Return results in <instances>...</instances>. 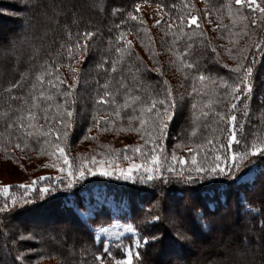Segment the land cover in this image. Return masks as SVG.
I'll return each mask as SVG.
<instances>
[{"label":"trees","instance_id":"obj_1","mask_svg":"<svg viewBox=\"0 0 264 264\" xmlns=\"http://www.w3.org/2000/svg\"><path fill=\"white\" fill-rule=\"evenodd\" d=\"M256 2L264 7V0ZM193 15L198 18L197 23L189 25ZM3 26H6L3 32L6 35L0 38V158L23 165L31 173L20 181L5 182L0 178V186H11L7 196L0 192V208L8 206L0 211V264H42L51 260L54 264H100L95 259L97 255H102L108 264L103 244L96 242L92 228L111 224L114 214L108 206H102L87 219L79 214L85 208L83 192L91 191L94 186L113 191L112 194L127 202L129 211L124 212L122 219L132 224L141 238L137 249L140 255L134 257L135 264H264V243L259 245L252 240L255 234L264 242V156H249L239 162L237 177L257 168L251 181L218 176L186 184L175 173L167 171L173 164V153L177 160L184 158L187 174L191 167L189 148L199 153L198 162L207 167L214 164L216 155L221 156L223 164L226 154L250 150L254 142L264 140V15L256 6L237 5L235 0H24L23 3L0 0V33ZM85 32H92L93 36L87 38L86 50L76 51L77 39L81 44L85 39L78 34ZM121 33L123 41L119 38ZM69 44L73 45L71 58ZM257 44L261 47L257 48ZM118 47L123 51L118 53ZM250 62L252 91L247 99L242 96L240 101H233L228 94L230 89L222 82H236L238 74L231 69L238 63L247 67ZM101 64L103 67H98ZM187 64L193 67L187 68ZM40 73L45 74L42 85L36 80ZM201 73L205 76L203 82L199 79ZM57 76L66 83L60 84L55 79ZM49 80L65 91L68 85H75V111L79 118L68 137L61 136L59 140L56 131L63 129L55 123L59 119L56 105L64 97L48 85ZM17 81H21L22 88L13 87ZM106 81L107 89L103 87ZM164 81L177 105L167 136L160 140L163 151L158 152L168 183L162 180L140 183V173L134 174L136 182L115 176H87L72 189H65L55 180L64 174L59 167L50 165L57 163L66 167L62 159H57L58 154H50L54 151L50 145L56 143L65 149L74 166L82 159L91 161L95 157L97 161L105 158L126 167L125 154L141 162L145 157L134 154L132 148L140 145L147 156L152 147L148 143L152 129L149 125L140 127L139 119L130 122L127 117L139 116L140 107L150 105L152 99H164ZM34 82L37 95L42 88L53 99L50 102L41 99L37 109L41 118L35 121L39 127L32 129L34 134L28 137L15 120L20 101L14 98L25 96ZM105 91L114 95L117 104H123L128 96L141 99L127 109L121 108V115L117 117L115 104L99 102ZM232 102L237 104L235 132L239 143L228 149L221 145H227L231 129L216 113L230 115ZM44 108H48L51 124L43 119ZM245 110L247 116H244ZM202 112L208 115L202 116ZM93 116L100 119L99 126L93 123ZM103 118L110 123H104ZM9 123L13 124L12 128L8 127ZM209 140L213 143L208 144ZM16 143L21 147L16 148ZM126 146L129 147L126 149ZM174 166L177 171L182 167L178 162ZM42 176L46 179L27 195L25 189L18 187ZM49 184H55L57 190L39 191ZM239 191L244 197L239 196ZM210 192H214L213 196ZM189 194L190 199L182 203ZM24 200L30 202L24 203ZM172 201L177 205L173 207L175 213L180 214H176L179 222L175 225L168 224L165 214ZM198 208L203 210L206 229L197 217ZM221 219H225L232 231H216ZM46 220L53 224L49 225ZM12 222L21 228L9 229L7 226ZM41 222L45 223L40 226ZM69 228L72 233L63 239ZM212 233L214 236L208 239ZM154 236L160 239L154 242ZM144 237L148 238L147 244ZM169 244L181 255L191 256L163 263L161 259L171 253ZM193 246L196 251L192 250ZM109 250L115 257L124 254L115 246Z\"/></svg>","mask_w":264,"mask_h":264},{"label":"snow or ice","instance_id":"obj_2","mask_svg":"<svg viewBox=\"0 0 264 264\" xmlns=\"http://www.w3.org/2000/svg\"><path fill=\"white\" fill-rule=\"evenodd\" d=\"M23 3L24 0H21ZM235 3L237 5H242L244 3H247L249 7L256 4V0H235ZM256 7L259 9L260 13L264 15V7H260L259 5H256ZM136 9L139 10V5H136ZM229 15H231V11H229ZM129 16L132 19H136L132 13H129ZM197 17L195 15L191 16L188 20V24H196L197 23ZM241 19H244L241 17ZM123 23V21H122ZM159 23V21H157ZM253 24L256 23V20L252 21ZM82 35L85 39L83 44H81V41L77 39L75 43V50L81 51L86 50L87 48V38H90L93 36L92 32H85ZM71 39V36H69ZM120 40H124V34L121 33ZM127 44L130 45L131 41H127ZM190 48L191 45H188ZM257 48L261 47L259 44L256 45ZM116 51L118 53L122 52L123 49L121 47L116 48ZM187 51V49H186ZM73 45H68V56L71 58L73 56ZM243 59V58H241ZM251 63H249V66L245 67L243 63H238L234 69H231V71H234L237 73V80L233 84H228L226 81H223V86L226 89H230V92L228 93L233 101H240L241 97L244 96L245 99H247L248 95H250L252 91V82H251V76L253 74V67L251 66ZM98 67H103V65H98ZM187 68H192V64H187ZM71 71L76 72V69H71ZM107 71V70H106ZM112 71H116L115 67V61L112 62ZM48 75H51V73H48ZM23 76L21 77V81H23ZM45 79V74L40 73L37 75V82H39L41 85L43 84ZM60 84H65L66 81L57 76L55 78ZM75 80V76L73 77ZM200 81L205 80V76L201 73L199 76ZM21 81H17L13 87H23V84ZM165 85L164 88V99H152L151 104L147 106H141L139 109L140 115L134 116L130 115L128 116V120L131 122L134 119H139V125L140 127H143L145 125H149L152 129L151 132L148 133V143L152 145L149 153L147 156H145L144 152L142 151V147L140 145L135 146L132 148V152L134 154H139L141 156H144L145 158L137 163L132 156H129L127 154L124 155V160L128 161L127 166H121L118 163H114L113 161H108L107 164L104 160H101L97 162L96 158L93 157L91 161L87 159H82L79 164L73 165L69 162V159L67 155L65 154V149L60 146L59 143L52 144L50 147L54 149L50 154L53 156H57V159L63 160V164L66 167L59 166L57 163H54L50 165L51 167H59V171L61 174H64L63 176L58 175L56 176L55 180L60 182L65 189H72L76 184L79 182H82L85 180L87 176H97L105 177V178H112L116 177V179H122L124 181L133 180L134 182L137 181V177L134 175L135 173H140L138 180L140 183L147 184L154 180H162L165 183L169 182V179L167 176L164 175L163 171L161 170V159L158 152H162L163 148L160 147V140L164 139L167 136V132L169 129V124L173 121L175 115H176V101L172 98V91L170 87H167V81L163 82ZM48 85L52 88H56V91L60 93L64 99L62 103H58L56 105V116L59 117V119L55 120L56 124H59L62 126V132L56 131V139L59 140L61 136L64 138H67L69 135L70 130L72 129L73 125L76 123V121L79 118V114L75 111V104L76 99L74 98L73 88L75 85H68V89L61 90L57 85L53 84L52 80L48 81ZM36 82H34L29 89V92L25 96H18L14 99H17L20 101V106L16 109V111L19 113L17 117H15V120L18 122V128L26 134V136L31 137L33 136L32 129H37L39 126L35 123L38 119L41 117L38 115L37 109H40V101L43 98L45 102L52 101L53 97L52 95H46L45 91L41 88L38 95L36 94ZM105 89L108 88V83L106 81L105 85L103 86ZM121 87H124L123 83H121ZM130 91V90H129ZM196 89L193 88V92H195ZM107 98V99H106ZM140 97H126L123 104H117V101L114 97V95L108 91H105L102 96L99 97V102L108 104L111 102L112 104L116 105V110L114 112V115L119 117L121 115V108L127 109L131 107L132 104L138 103L140 101ZM209 104L212 103L211 100L208 101ZM51 107V104H48V108ZM246 107V106H245ZM48 108L42 109L43 112V119L45 121H48L49 124L52 123V121L49 120L48 117ZM192 108L195 109L196 105L193 104ZM229 108L231 110V114L225 117V114L223 112H218L216 115L219 117L221 122L227 123L229 128L231 129L228 133V140L227 145H221V147H227L228 149H231L232 145L238 144L239 140H237L236 132H235V126L237 123V116L235 115V110L237 109V104L235 102H232L229 104ZM133 112L136 111L135 108L132 109ZM9 111H11V108H9ZM7 115V113H5ZM202 116H207V112H202ZM145 116L147 118H145ZM244 116H247V111H244ZM104 123H110V121L107 120V118H103ZM27 121V122H26ZM93 123L99 126L100 119H97L95 116H93ZM9 128L13 127L12 123L8 124ZM242 127V123H241ZM90 130V129H89ZM137 131L140 130L138 127L136 129ZM49 132H52V128H49ZM195 133V129H193V134ZM88 138V137H85ZM46 142V141H45ZM208 144H212L213 141L209 140L207 141ZM16 148H20V143L15 144ZM129 146H126V149ZM7 151V149H6ZM189 155L191 156V167L188 170L187 174L185 173V170L183 168V165L186 163L184 158H179L177 160V157L175 153L172 155V161L173 164L170 165L167 169L168 173H175V175L182 179L186 184H195L198 181H204L211 177H218L223 176L225 178H231V180L238 179L240 177H237L235 175V172L239 170L240 168V161L247 159L249 156H256L261 155L264 156V140L253 143L250 150L244 151V152H231L230 155H225L224 157V163H221V156L216 155L215 156V162L213 165H209L207 167L203 166L200 162H198V152L194 151L192 148L187 149ZM118 159V157H117ZM231 161V164H228L227 161ZM179 163L182 167L179 171L175 168V163ZM97 164L99 166H97ZM114 165V166H113ZM49 166V165H45ZM45 177H38L36 180H33L31 184H21L18 185V187L25 189V195H27V192L29 190H32L36 187V185L40 181H44ZM10 185H2L0 186V192H2L5 196L9 194ZM55 184H49L46 187H43L39 189L42 193H48L50 191H56ZM24 203H29L30 201L24 200ZM16 203V199L13 198V204ZM7 205L4 206V208H0V211H4L7 209ZM110 219V218H109ZM154 220H158L159 217H153ZM125 230L128 232H133L136 234V239L133 242L132 245L127 246L124 248V254L122 258H116L112 251L109 249L111 248V243L104 242L103 244V252L104 255L108 258V264H133V256L135 255L137 258H139V252H133V245L136 249H139L141 246V238L139 236V233L136 232L134 226L132 225H125ZM100 232H108L107 228H100ZM186 238V237H185ZM117 239H120L119 236H117ZM160 237L154 236L152 237V240L155 242L159 240ZM144 243L147 244L148 238H143ZM123 245L118 246L119 248H123ZM20 257H18L19 259ZM95 259L100 261V264H105L103 256L97 255Z\"/></svg>","mask_w":264,"mask_h":264},{"label":"rangeland","instance_id":"obj_3","mask_svg":"<svg viewBox=\"0 0 264 264\" xmlns=\"http://www.w3.org/2000/svg\"><path fill=\"white\" fill-rule=\"evenodd\" d=\"M256 5H257V2H256V4H254V6H256ZM154 22H157V20H155ZM16 27L20 28L19 25H17ZM5 28H6V26L2 27V30L0 33V38L4 37L6 35V33H3ZM18 28H16L15 32L18 31ZM101 160H104L106 164L108 162L105 158H101L97 162H99ZM97 166H99V165L97 164ZM26 169L27 168L24 167L23 165H15V164H12L11 162L3 161L0 158V178H2L3 181H5V182L20 181V180L25 179L27 177V175L31 173L30 169H27V170ZM258 169H260V168L258 167ZM257 171L258 170L256 167L251 168L248 172H246L240 178V180H244V181L245 180H250V181L253 180L257 174ZM263 188H264V185H263ZM112 192H108L107 190L100 189L98 186H94L91 191H84L83 194H84L85 208L80 209L79 214L82 216V218L87 219V218L92 217L98 210H100L102 208V206H108L110 211L114 214L115 219L111 224L95 226L92 228L94 231L95 240L98 244H101V243L104 244V242H109V243H111L112 246H115V247H118L119 245H123L124 247L121 248V250L124 253V248H126L129 245H132L133 242L135 241L136 234L133 232H128L125 230V225H132L128 222H125L122 219L124 212L129 211V207H128L127 202L124 199H119V197H117L115 195V193L112 194ZM239 192H240L239 196L244 197L243 193H241V191H239ZM211 193L212 192H210L209 195L213 196L214 192L212 194ZM190 194H189V198H185L182 200L183 201L182 203H185L186 200L190 199V196H191ZM222 195L220 194L221 198H222ZM213 204L214 203H211V207L214 206ZM176 206H177L176 203L174 201H172L170 203L168 209L165 210V214H166V218H167L166 221L167 222L169 221L168 224L173 223V225H175L174 223L179 222V220H177V216H179L180 214H179V212L175 213L174 208H173ZM200 208H202V207H200ZM200 208L197 209V217L203 223L204 222V218L202 217L203 210L200 211ZM176 214H177V216H176ZM55 219H58V217ZM46 221L45 222L48 223L49 225L53 224V222L50 220H46ZM45 222H41V224L39 223L40 226H42ZM176 226L178 227L179 225L177 224ZM7 227L9 229L21 228L16 222H12ZM206 227L207 226H205V224H204L203 228L206 229ZM100 228H107L108 232H100L99 231ZM216 231H218L219 233H221V232L228 233L229 231H232V228H230V226H228L225 219H221L218 223V227L216 228ZM136 232H138V231L136 230ZM71 233H72V228L67 229L66 232L64 233L63 239L67 238ZM213 234L214 233H212V235H210L208 237V239L210 237L214 236ZM183 235L184 234H182L180 236L183 240H185ZM117 236H119L120 239H117ZM252 240L255 243H258L259 245L264 243L263 240L258 239L255 236V234H253ZM243 243L246 244L247 241L243 240ZM192 250L196 251V248L193 246ZM136 251H137V249L133 245V252H136ZM168 252H171V253L169 255H166V257L161 259V261L163 263H167L170 261L185 260L191 256V254H188V253L186 255H181L180 253H178L176 251V247L174 245H173V247H171V244H169ZM259 254H260V251H259ZM154 255H156V251L154 252ZM100 256H102V255H100ZM134 257H135V255L133 256V264H135L134 263ZM116 258L119 259V258H122V256L116 257ZM9 262H10V260H9ZM42 264H54V262L51 260V261H46ZM105 264H107V263H105Z\"/></svg>","mask_w":264,"mask_h":264}]
</instances>
